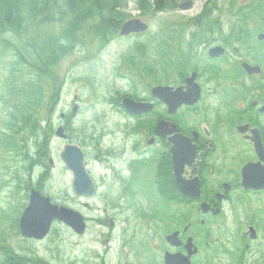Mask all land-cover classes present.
Here are the masks:
<instances>
[{
    "label": "flooded vegetation",
    "instance_id": "flooded-vegetation-1",
    "mask_svg": "<svg viewBox=\"0 0 264 264\" xmlns=\"http://www.w3.org/2000/svg\"><path fill=\"white\" fill-rule=\"evenodd\" d=\"M259 9L264 14V8H247ZM238 12L208 11L198 20L202 26L171 34L177 60L171 85L185 102L170 114L152 86L144 88L141 100L151 106L141 115L126 114L133 124L123 132L119 164L107 166L112 180L94 181V195L77 198L83 205L99 195L109 201L97 223L109 242L120 217L114 244L96 254L74 245L65 256L58 235L27 238L22 247L12 245L14 264H264V15L247 23L221 21ZM161 121L175 130L157 133ZM176 137L187 140L174 141L184 193L173 174ZM46 240L44 254L32 248Z\"/></svg>",
    "mask_w": 264,
    "mask_h": 264
},
{
    "label": "rangeland",
    "instance_id": "rangeland-1",
    "mask_svg": "<svg viewBox=\"0 0 264 264\" xmlns=\"http://www.w3.org/2000/svg\"><path fill=\"white\" fill-rule=\"evenodd\" d=\"M165 1L166 0H164V2ZM181 1L184 0H176L178 3ZM194 1L195 3L190 10L181 12L176 10L170 12H149L146 16H139L138 7H136L135 3L130 2L128 5V12L133 17L139 16L147 21L148 25H150V31L160 32L162 28H167V24L171 25L173 22L181 20L186 21L193 16H197L207 0ZM237 1L239 5L243 4L245 6L250 2V0ZM214 15H218V13L216 12ZM228 20L229 19L226 17H221L222 22L227 21L225 23H229L230 21ZM134 40L135 37L133 36L127 38L117 37L111 43L107 44L105 48L93 43V45L85 46L80 52L75 50L66 56L58 67L60 74L64 75L63 88L62 92L60 89L56 102L50 108L51 112L48 120L54 127L58 124H63L59 115L65 113L70 114L74 106L73 104L78 105L75 117L71 124H69L70 139L67 142L77 146L79 145L84 149L87 159V169L91 172L93 179L98 183L112 180L110 179V169L107 168V166H110L113 160H116L114 163L118 162L116 154L118 153V148L121 147L122 136H124L123 132L133 124V121L130 122L126 117V113L115 103V101L117 102L119 99H113V97L126 93L130 82H132L135 87L137 85L138 89L136 91L141 96L146 91L144 88L152 82V79L148 76L141 77L138 75V71L134 68H121L118 69V71L115 70V66L120 62L121 56L124 55L123 52L128 51V47L133 44ZM89 52H91L92 55L89 56ZM1 110L4 111V108L0 100V116L3 114ZM2 130L0 126V132ZM137 132V134L144 139V131L140 130ZM138 139L140 140L139 143H141L140 147L143 146L144 140H141V138ZM65 143L66 142L53 136L50 148L48 147L46 158L37 159L43 168L32 166L30 172L34 175L38 170H47L49 177L40 186L46 195L50 196L56 203L61 202L69 207L72 206L75 209H79L88 218L92 216L96 218V221H88L86 232L79 238L73 236L66 229L55 227V231L52 233L49 240L52 239L53 236L58 235L60 237V242L62 241L61 247L65 250V256L69 254L72 255L73 252L71 249L75 248V246L88 250L89 253H93V250H97L95 252L96 254L100 252V247L103 246L102 242L105 238L101 233H107V229L104 226L103 228L100 227L97 220L99 218L103 219V211L109 206V201L105 200L103 195H99L91 201H84V205L75 199L71 191V173L69 170H66L62 161L59 159V153ZM125 146L126 148L129 147L128 145ZM13 153L15 155L16 152L10 150V153H6V149L0 148V222L7 221V215L10 213L9 223H12V226L16 221L19 208L21 207L11 210V204L15 201H20L24 195L23 191H21V185L20 189L13 193L15 181V178H13L14 171L22 170L24 165H27L26 161H23L22 158L18 156L14 157ZM48 158L53 160L52 165L49 164ZM115 167L118 168V166ZM26 176L27 173L24 172L22 174V186H24ZM102 176L104 178H102ZM141 176H148L146 170ZM34 177L35 176L32 178ZM102 190L103 187H99V191ZM146 194L149 195V192H146ZM121 222L123 221L118 217L116 222L117 229L113 232L109 244H114L115 240H117L116 236L121 234L123 227ZM131 226L134 227V224ZM4 229L5 228L1 225L0 231L5 235ZM130 232L131 230L127 232L129 236L132 235ZM2 237L5 236H0L1 241L3 240ZM7 238L9 241H12L10 236ZM49 240L33 243L32 248L38 253L44 254L43 252L47 250L46 245ZM19 242L22 244L21 240H19ZM28 245L30 246V244ZM85 254L86 253H84L83 256H85ZM63 261V264H71L73 260ZM89 263H92V261L85 260L83 262V264Z\"/></svg>",
    "mask_w": 264,
    "mask_h": 264
},
{
    "label": "trees",
    "instance_id": "trees-1",
    "mask_svg": "<svg viewBox=\"0 0 264 264\" xmlns=\"http://www.w3.org/2000/svg\"><path fill=\"white\" fill-rule=\"evenodd\" d=\"M130 1L0 0V148L15 151L14 157L26 161L25 170L48 154L54 129L48 117L64 81L59 65L75 50L93 43L104 47L113 40L130 17ZM133 1L143 15L165 7L163 0ZM226 1L232 8V0ZM248 6L264 7V0H250ZM168 39L163 36L158 43L165 75L175 63ZM127 59L135 65L137 58L130 54ZM151 63L140 61L139 68L154 73Z\"/></svg>",
    "mask_w": 264,
    "mask_h": 264
},
{
    "label": "water",
    "instance_id": "water-1",
    "mask_svg": "<svg viewBox=\"0 0 264 264\" xmlns=\"http://www.w3.org/2000/svg\"><path fill=\"white\" fill-rule=\"evenodd\" d=\"M193 1H189L186 3H181L178 7L181 9H189L192 6ZM120 34L128 35L130 32L145 31L147 29V25L142 23L139 19H129L125 23L121 25ZM189 82V81H188ZM190 83V82H189ZM190 85V84H189ZM152 93L156 97H159L162 101H165L168 106V111L174 112V109L185 102L186 95L183 94L180 89L173 90L169 86H157L152 88ZM185 95V97H184ZM122 105L128 113L141 114L143 111L147 110L149 105L144 102H136L132 99L124 98L122 101ZM166 123H162L157 127V131L160 132L164 130L171 133L172 129H166ZM56 136L60 138H65L63 134V129L59 127L56 130ZM173 155L175 153V148L178 147L176 141H182L181 138H177L172 140ZM175 141V142H174ZM60 159L65 163L67 169L73 172V181L75 186V192L78 194L91 193V180H89L83 165V152L80 148H77L75 145L67 144L63 147V150L60 152ZM173 162L175 166V174L179 176L181 172V159L180 156L175 153L173 156ZM177 184L181 186V180L177 178ZM30 200L28 206L24 210L21 215V219L19 222V227L23 236H33L40 237L47 233L49 230V224L53 219H61L65 223L69 225H74L77 230H80L83 227L81 223L80 217L78 214H75L71 210H67L65 208H58L49 203L48 197H43L38 193L32 190L30 192Z\"/></svg>",
    "mask_w": 264,
    "mask_h": 264
}]
</instances>
